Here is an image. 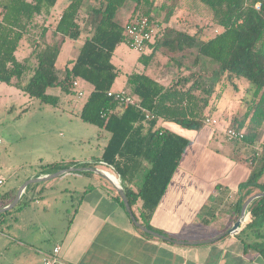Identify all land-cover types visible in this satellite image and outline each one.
Masks as SVG:
<instances>
[{"label": "trees", "instance_id": "16d2710c", "mask_svg": "<svg viewBox=\"0 0 264 264\" xmlns=\"http://www.w3.org/2000/svg\"><path fill=\"white\" fill-rule=\"evenodd\" d=\"M58 1L0 0V81L54 105L58 103V97L47 92L49 86L71 92L78 79L92 84L93 89L80 117L110 133L101 160L123 180L132 182L145 164L149 165L136 195L132 189L125 188L130 204L141 199V216L146 218L158 206L190 144L187 136L164 122H174L190 130L202 128L209 117L205 110L210 105V92L216 90L215 84L212 88L204 84L203 81H207L202 79L204 74L196 71L172 85H166L145 71L133 72L128 75L125 89L138 99L140 107L119 103L108 96V91L113 89L118 76L114 52L120 43L129 42L125 25L116 19L119 9L129 0H96L97 4L87 15L93 32L64 69L57 66L61 52L59 45L42 44L41 41L49 31L46 22L54 14ZM84 1L68 0L55 23L54 32L71 39L80 36L79 18ZM131 1L134 2L132 17L146 16L155 28L153 39L148 43V53L143 52L139 58L146 66L158 50H163L179 70L184 69L188 59L192 61V68L198 66L203 57L218 62L227 79L219 94L224 93L228 84L238 88L237 81L245 78L249 82L252 97L246 112L240 117L235 116L230 124L245 132L243 140L233 141L246 147L253 145L264 128V0H191L206 5L212 12V21L220 28L203 41L204 29L192 32L171 25L184 0H164L161 4L157 0ZM258 3L260 8L256 7ZM25 39L31 42L32 51L21 57L18 52ZM194 77L197 80L187 89L181 86L182 79ZM195 90L205 96L196 95ZM148 111L155 117L147 119ZM246 160L250 161L252 172L243 186L264 192V144ZM49 166L53 172L65 167L57 162ZM249 195H243L239 200L237 217ZM0 204L3 207L8 203ZM26 204L20 201L12 210L1 213L0 218ZM263 224L264 196H261L250 203L244 224L235 232H239L244 240L249 234L264 238ZM260 251L264 256V244L260 245Z\"/></svg>", "mask_w": 264, "mask_h": 264}, {"label": "crops", "instance_id": "0c3cea01", "mask_svg": "<svg viewBox=\"0 0 264 264\" xmlns=\"http://www.w3.org/2000/svg\"><path fill=\"white\" fill-rule=\"evenodd\" d=\"M132 16L133 10L126 23ZM164 124L185 135V128L174 122ZM205 125L200 129H191L195 138H189V147L181 158L188 154L189 160L196 163L195 169L185 171L181 168L180 160L158 206L146 218L141 216V199L131 204L141 224L170 239L142 230L130 216L113 181L94 171L70 172L46 180L44 185H37L33 189V199L11 216L13 238L3 233H0L1 236L17 241L18 247L34 248L42 255V262L54 247L61 246L59 257L69 264H264L260 251L264 238L249 234L244 240L239 232H233L215 239L236 223L237 204L242 196L250 194L249 198L260 191L243 186L251 175L252 167L238 182H232L229 178L221 182L220 178L213 176L220 172L221 161L231 162L235 167L237 151L246 146L239 141L226 139L221 127ZM109 138L110 133L104 135L105 142L99 155H92L90 159L69 155V164L56 162L65 167L77 164L104 167L119 177L124 189L128 187L136 195L149 165L145 164L132 182L123 180L101 160ZM246 157L240 160L250 163ZM52 172L43 169L29 177ZM14 196L7 192L0 196V203H9ZM24 197L29 199L28 189L23 191L20 201ZM41 234L43 239L38 241ZM45 241H54V244L49 247Z\"/></svg>", "mask_w": 264, "mask_h": 264}, {"label": "rangeland", "instance_id": "374dc122", "mask_svg": "<svg viewBox=\"0 0 264 264\" xmlns=\"http://www.w3.org/2000/svg\"><path fill=\"white\" fill-rule=\"evenodd\" d=\"M163 1L157 0V3L161 4ZM67 3L68 0L58 1L53 9L54 14L46 22L49 25V31L41 40L42 44L52 42L59 45L61 52L57 60V66L61 69H64L66 64L77 56L79 48L86 37L92 34L93 27L88 22L87 15L91 8L97 4L96 0L84 1L79 18L82 26L81 34L77 39H71L56 34L53 30L60 12ZM180 7V10L173 17L171 25L192 32L199 28L204 29L201 41L220 31V28L212 21V12L206 5L184 0ZM133 9L134 2L127 1L117 12V21L125 25L128 15ZM39 19L42 20L43 17ZM160 20H162V17ZM31 51V42L28 39L23 40L18 54L23 57L29 55ZM145 52L148 53L147 49ZM141 54L140 51L131 47L127 41L117 46L113 55V62L118 70L114 88L122 89L125 87L128 75L133 72L145 71L153 77L167 82L168 85H172L181 77L188 76L191 71H196V73L201 72L204 74L202 79L207 80L203 81L204 84L207 83L210 88L214 87L215 84L216 88L212 93H208L210 95L208 99L210 105L205 110L206 115H209V117L214 116L225 124L231 123L235 116L240 117L246 112L249 100L252 97L249 92V82L243 78L237 81L238 88L228 84L224 93L219 94L227 79L222 73L221 65L215 60L203 57L198 66L192 68V61L188 59L186 66L183 67L184 69L179 70L171 63L172 60H169V56L163 53V50H158L147 66L139 60ZM195 80H197L195 77L193 79L184 78L181 80V86L187 89ZM77 81L78 86L71 92L64 91L58 86L47 88L48 93L58 97L56 105L43 103L37 98L30 97L23 90L0 81V176L5 179L4 183L0 184V196L7 192L16 195L20 187L26 181L32 179L29 177L32 173L40 172L43 169L49 170L51 162L59 161L67 165L69 164V155L89 157L90 159L92 155L101 154V146L105 142L104 135H109V132L104 129L100 130L96 125L81 119L80 112L93 89V85L82 79ZM79 91L84 94L79 96ZM195 94L201 97L205 96L199 90H195ZM213 106L214 108H212ZM190 131L192 130L184 129V134L188 138H195ZM222 138L224 139L223 136ZM225 141L233 147L231 143ZM263 144L264 128L260 138L253 145L238 150V156H233L235 167L231 162L221 161L220 172L216 175L213 174V176L220 178L221 182H225L228 178L232 182H238L246 176L245 172L249 171L251 167L249 162H243L240 158L253 154ZM188 157L190 156L187 154L180 162L181 168L187 172L195 169L196 166L195 161L189 160ZM45 182L30 184L26 188L30 197L29 199L24 197L22 201H31L34 196L33 189L37 185H44ZM12 215H15V212L4 215L2 218L6 220L0 218V233L9 237L14 236L11 226ZM262 228L264 230V224ZM0 237L3 239L0 241V264L44 263L42 262V255L35 252L34 248L28 246L18 247L17 241L14 242L11 238L6 239L1 234ZM41 237H43L42 234L38 241H42L43 238ZM45 244L52 247L54 241H45Z\"/></svg>", "mask_w": 264, "mask_h": 264}, {"label": "built area", "instance_id": "2783aa9c", "mask_svg": "<svg viewBox=\"0 0 264 264\" xmlns=\"http://www.w3.org/2000/svg\"><path fill=\"white\" fill-rule=\"evenodd\" d=\"M257 8H260V4L256 5ZM125 29L129 37V44L134 49L140 51L141 53L145 52L148 48V43L153 39V34L155 28L149 23V19L146 16H135L130 21L125 24ZM74 86H78V81H74ZM84 93L79 91V96H82ZM108 96L117 100L121 104H135L140 107L138 99L132 95L127 89H112L108 91ZM155 117V114L152 112L146 113L147 119H152ZM206 124L212 125L215 127L223 128L226 137L233 140H243L245 137V132L242 129H237L231 126L230 123L223 124L221 120L216 117H207L205 120ZM4 182V178L0 176V184ZM61 251V246H56L53 249V252L47 255L43 264H69L64 262L60 257L59 253Z\"/></svg>", "mask_w": 264, "mask_h": 264}, {"label": "water", "instance_id": "95a60500", "mask_svg": "<svg viewBox=\"0 0 264 264\" xmlns=\"http://www.w3.org/2000/svg\"><path fill=\"white\" fill-rule=\"evenodd\" d=\"M80 171H94V172H97V173H100V174H103L105 175L106 177L110 178L114 185L117 187L122 199H123V202H124V205L126 206L130 216L132 217L133 221L144 231L148 232V233H151L153 235H156V236H159V237H162V238H165V239H170L169 237L165 236V235H162L158 232H155L149 228H147L146 226H144L143 224H141L133 210H132V207H131V204L129 202V199H128V196L126 194V191L119 179V177L114 174L113 172H111L110 170L104 168V167H99V166H95V165H73V166H69V167H64V168H61L57 171H54L52 173H49V174H45L43 176H39L37 178H32L28 181H26L19 189L18 193L12 197L9 201V203L3 207H0V214L1 213H4V212H7V211H10L12 210L20 201V198H21V195L23 194V191L30 185V184H35V183H40V182H43V181H46V180H50L52 178H55V177H58V176H61V175H64L66 173H70V172H80ZM261 196H264V192H259V193H256V194H253L252 196H250L246 201L245 203L243 204L242 208H241V212H240V215L239 217L237 218V221L236 223L234 224V226L230 229H228L227 231L223 232L222 234H220L218 237H216L215 239H218V238H221L227 234H230V233H233L235 232L236 230H238L243 224H244V221H245V218H246V213H247V208L248 206L250 205V203L258 198V197H261ZM176 242H184V241H177L175 240ZM190 243H199V242H203V241H189Z\"/></svg>", "mask_w": 264, "mask_h": 264}]
</instances>
